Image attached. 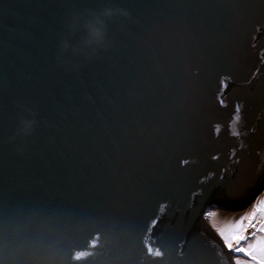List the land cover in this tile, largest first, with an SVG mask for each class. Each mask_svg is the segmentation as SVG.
I'll return each instance as SVG.
<instances>
[{
	"label": "water",
	"instance_id": "obj_1",
	"mask_svg": "<svg viewBox=\"0 0 264 264\" xmlns=\"http://www.w3.org/2000/svg\"><path fill=\"white\" fill-rule=\"evenodd\" d=\"M263 190L264 0H0V264H235Z\"/></svg>",
	"mask_w": 264,
	"mask_h": 264
},
{
	"label": "crops",
	"instance_id": "obj_2",
	"mask_svg": "<svg viewBox=\"0 0 264 264\" xmlns=\"http://www.w3.org/2000/svg\"><path fill=\"white\" fill-rule=\"evenodd\" d=\"M254 209L260 213L254 224L251 223L249 226H247L249 221L245 218L246 216L238 213L226 215L227 213L220 209L215 210L218 214L214 216V231L222 241H230L235 244L234 253H236L235 250L241 248L242 252L236 253L239 258L238 264H264V207L259 209L258 206H255ZM238 234H243L242 238H244L240 247L236 242L239 239Z\"/></svg>",
	"mask_w": 264,
	"mask_h": 264
},
{
	"label": "rangeland",
	"instance_id": "obj_3",
	"mask_svg": "<svg viewBox=\"0 0 264 264\" xmlns=\"http://www.w3.org/2000/svg\"><path fill=\"white\" fill-rule=\"evenodd\" d=\"M255 206H258L259 209H261V207L262 208L264 207V190L261 192L260 195L257 196V199L254 201V203L249 208H247V209H245V210H243L241 212H237L238 214H240V215H242L244 217L246 216L245 218H247L248 221H249L247 223V226H249L251 223L254 224L255 219L258 218V214L260 212L258 213V210H255L254 209ZM215 210L216 209L215 208H212V207L207 208L206 209V212H205V215H204V218H203V220L208 221V224L210 225V227L213 230H214V224H215V218H214V216H216L218 214V212H216ZM225 213H227V212H225ZM228 214H230V213H227L226 215H228ZM232 214H235V213H232ZM242 235L241 234H238L237 237H239V239L237 241L235 240L237 242V244H238V247L241 246V242L244 240V238H242ZM223 242H224V244L226 245L227 248H229L230 250H232V254L231 255H232L233 259H234V263L235 264H238L239 258H238V256H236V253L238 251H241V248H239V250H235L236 253H234L233 252V249L235 248V244L233 242H230V241H223Z\"/></svg>",
	"mask_w": 264,
	"mask_h": 264
},
{
	"label": "flooded vegetation",
	"instance_id": "obj_4",
	"mask_svg": "<svg viewBox=\"0 0 264 264\" xmlns=\"http://www.w3.org/2000/svg\"><path fill=\"white\" fill-rule=\"evenodd\" d=\"M231 86V84H228V87H230ZM216 194H218V191L217 190H215L212 194H211V197H210V199L213 201L214 200V198H215V196H216ZM256 199H257V197H256ZM255 199V200H256ZM254 203V201L247 207V208H249L252 204ZM221 206V203H220V201H217V202H215L213 205H209V206H207V208H209V207H212V208H216V209H218V207H220ZM246 208V209H247ZM245 210V209H244ZM235 213H237V212H235ZM159 223L156 225V229H158L159 228Z\"/></svg>",
	"mask_w": 264,
	"mask_h": 264
},
{
	"label": "bare ground",
	"instance_id": "obj_5",
	"mask_svg": "<svg viewBox=\"0 0 264 264\" xmlns=\"http://www.w3.org/2000/svg\"><path fill=\"white\" fill-rule=\"evenodd\" d=\"M216 209V208H215ZM244 210V209H243ZM243 210H241V211H243ZM241 211H238V212H241ZM223 212H227V213H230V212H228V211H223ZM203 222H204V220H203ZM208 222V221H207Z\"/></svg>",
	"mask_w": 264,
	"mask_h": 264
},
{
	"label": "trees",
	"instance_id": "obj_6",
	"mask_svg": "<svg viewBox=\"0 0 264 264\" xmlns=\"http://www.w3.org/2000/svg\"><path fill=\"white\" fill-rule=\"evenodd\" d=\"M159 229H157L156 233H158Z\"/></svg>",
	"mask_w": 264,
	"mask_h": 264
}]
</instances>
